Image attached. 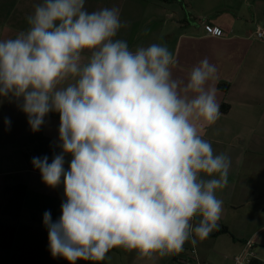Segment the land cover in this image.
<instances>
[{
  "label": "clouds",
  "instance_id": "1",
  "mask_svg": "<svg viewBox=\"0 0 264 264\" xmlns=\"http://www.w3.org/2000/svg\"><path fill=\"white\" fill-rule=\"evenodd\" d=\"M26 20L0 39V97L33 132L59 114L60 153L31 161L64 187L59 219L43 216L52 256L100 264L119 248L155 264L218 229L231 160L204 139L221 116L216 66L204 58L174 77L166 46L117 38L127 25L116 6L39 0Z\"/></svg>",
  "mask_w": 264,
  "mask_h": 264
},
{
  "label": "crops",
  "instance_id": "2",
  "mask_svg": "<svg viewBox=\"0 0 264 264\" xmlns=\"http://www.w3.org/2000/svg\"><path fill=\"white\" fill-rule=\"evenodd\" d=\"M38 2L0 0V39L26 29V17ZM113 6L120 8L121 20L127 25L117 38L126 40L133 50L152 43L166 46L177 60L174 77L186 78L188 71L204 58L217 68L214 86L221 116L204 130V139L217 154L224 153L231 160L227 186L217 192L223 201L219 227L195 246L186 243L182 252L173 254L175 262H170V255L157 258L155 264H182L184 258L193 255L192 248L200 261L208 262L210 252L224 240L237 249L233 255L251 236H255L256 250L257 245H264L260 236L264 218L256 210L239 212L244 206L259 204L256 201L264 197V187H259L264 181V40L255 35V23L264 27V0H86L89 11ZM213 27L228 35H213ZM220 83H227L228 88L221 90ZM58 128L59 114L52 112L41 129L33 132L17 102L0 97V202L5 189L14 185L24 188L17 216L0 211V224L15 227L10 246H0V264H68L63 257L52 256L43 223L46 211L51 212L53 221L61 216L63 184L48 187L31 162L33 157L44 156L51 162L60 153ZM70 160L71 156L66 155V169ZM229 212L233 227L227 223ZM223 228L226 232H219ZM223 236L228 239L222 240ZM255 250V263L264 264ZM108 255L111 259L100 264H143L136 260L134 252L119 248Z\"/></svg>",
  "mask_w": 264,
  "mask_h": 264
},
{
  "label": "trees",
  "instance_id": "3",
  "mask_svg": "<svg viewBox=\"0 0 264 264\" xmlns=\"http://www.w3.org/2000/svg\"><path fill=\"white\" fill-rule=\"evenodd\" d=\"M219 88L223 91H225L228 88L227 83H220ZM224 106L222 105V109ZM24 195V188L21 185H14L10 188H7L4 190L3 198L0 202V211L2 212H8L13 216H17L22 208V198ZM15 227L11 225H1L0 224V246L1 247H9L13 235H14ZM219 232H226V228H223L219 230ZM176 258L174 255H172L170 262H175ZM256 261H252V264Z\"/></svg>",
  "mask_w": 264,
  "mask_h": 264
},
{
  "label": "built area",
  "instance_id": "4",
  "mask_svg": "<svg viewBox=\"0 0 264 264\" xmlns=\"http://www.w3.org/2000/svg\"><path fill=\"white\" fill-rule=\"evenodd\" d=\"M211 32L218 37H226L228 35L224 30L217 27L211 28ZM255 35L258 39L264 40V27L260 26L258 23H255ZM254 245L255 236H251L243 242L242 247L236 253L227 258L228 261L225 264H252V261L255 259ZM190 252L193 255L184 258L181 261L182 264H219L211 261H200L194 248H192Z\"/></svg>",
  "mask_w": 264,
  "mask_h": 264
},
{
  "label": "rangeland",
  "instance_id": "5",
  "mask_svg": "<svg viewBox=\"0 0 264 264\" xmlns=\"http://www.w3.org/2000/svg\"><path fill=\"white\" fill-rule=\"evenodd\" d=\"M259 187H264V181H262V183ZM256 202H259V204L244 206L240 210L239 214H241V213L243 214V213H247V212L250 213L251 211L256 210L259 212V214H262V218H264V210H262V208H264V207H262V205H264V197H260ZM231 216H232V212H229L226 219L228 220L227 223H229L230 226L233 227V225H231V224L234 222L231 219ZM262 221H264V219H262ZM260 236L262 238H264V230H262L260 232ZM229 238H230V236H229ZM221 239L222 240L228 239V236H223V238H221ZM235 250H237V249L235 248L234 245L231 244V242H229V240H227V241L224 240L219 244V246H217L214 249V251L210 252L211 253L210 254L211 260L210 261L214 262V263L225 264L228 261V259L226 257H229L233 252H235ZM254 250H255V248H254ZM255 252L262 260H264V245H257Z\"/></svg>",
  "mask_w": 264,
  "mask_h": 264
}]
</instances>
